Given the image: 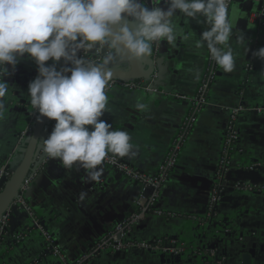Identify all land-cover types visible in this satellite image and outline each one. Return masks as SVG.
<instances>
[{
	"label": "crops",
	"instance_id": "obj_1",
	"mask_svg": "<svg viewBox=\"0 0 264 264\" xmlns=\"http://www.w3.org/2000/svg\"><path fill=\"white\" fill-rule=\"evenodd\" d=\"M159 6L167 7L163 0ZM256 10L257 6L253 5L251 11L246 12L239 2L230 8L233 31L228 44L222 48H231L235 68L225 73L217 65L216 79L209 89L206 104L157 202V209L179 217L145 216L131 229V240L157 239L165 244L177 242L212 250L217 257L225 258L224 264H242V256L251 250L254 255L250 264H264V61L252 55L253 51L264 47V25L259 39L252 43L257 24L250 16ZM204 20V17L188 18L186 22L178 13L174 17L178 26L175 44L153 42L152 54L145 58L153 61L152 71L143 65L148 75L135 80L147 90H105L107 111L100 119L111 124L112 130L128 132L137 156L132 159L115 156L137 170L156 174L196 98L207 65L206 45L195 46L201 33L209 27ZM134 23L130 22L129 27ZM181 32L187 39L182 38ZM241 36L243 41L239 40ZM113 57L107 69L128 67L119 54ZM52 63L51 60L46 62ZM56 67L60 70L71 65L61 60ZM9 73L3 77L10 88L4 98L6 110L0 115V167L8 163L15 169L20 159L16 151L17 138L35 110L29 102L28 85L38 75V66L25 54L14 70L12 66L9 68ZM138 101L146 105L144 110L135 107ZM237 108L238 140L224 174L225 186L214 215L202 225L189 220L188 216H205L228 117L231 110ZM48 127L38 151H42L43 141L53 130ZM98 167L104 169L100 181L87 182L85 170L79 165L67 170L58 159H49L25 192L24 202L29 211L18 204L9 209L8 226L0 239V264H75L116 222L135 212L142 188L116 170L103 164ZM235 184L256 188L247 191L235 188ZM81 192H87L83 200L79 198ZM148 193L146 190L144 195ZM33 219L38 227L33 226ZM18 236L21 239H17ZM180 256V261L174 264H210L191 252ZM83 264L161 262L154 253L134 249L113 254L103 252Z\"/></svg>",
	"mask_w": 264,
	"mask_h": 264
},
{
	"label": "clouds",
	"instance_id": "obj_2",
	"mask_svg": "<svg viewBox=\"0 0 264 264\" xmlns=\"http://www.w3.org/2000/svg\"><path fill=\"white\" fill-rule=\"evenodd\" d=\"M147 0H0V115L6 110L4 98L9 75L25 54L38 66V75L28 85L29 102L43 117L56 121L42 151L48 159H58L63 168L75 165L85 170L87 182H99L104 169L98 167L109 153L135 158L138 154L126 131L112 130L100 119L107 111L105 89L111 73L107 66L114 59L106 54L94 63L78 53L123 50L131 59L144 60L152 54L153 42L175 44L177 14L188 18L204 17L209 27L196 41L206 45L215 63L225 72L235 68L229 0H163L151 8ZM125 17L129 20L126 21ZM134 21L132 27L129 23ZM199 22V21H198ZM182 38L187 39L183 35ZM243 41V36L239 37ZM264 61V47L252 52ZM53 61L51 65L46 64ZM61 60L71 67L57 70ZM70 73V74H69ZM144 110L146 105L137 102ZM91 126V129L89 127ZM87 192H81L83 200Z\"/></svg>",
	"mask_w": 264,
	"mask_h": 264
},
{
	"label": "built area",
	"instance_id": "obj_3",
	"mask_svg": "<svg viewBox=\"0 0 264 264\" xmlns=\"http://www.w3.org/2000/svg\"><path fill=\"white\" fill-rule=\"evenodd\" d=\"M162 0H147L146 6L151 8L154 4L160 3ZM253 4L261 2L260 9H257L253 14H251V19L257 24V33L256 36L251 40L255 42L259 39V31L263 28L264 25V0H246ZM235 3L234 0H229V10L232 5ZM220 47H223L221 45ZM106 54L117 55L113 50H105L101 53H83L87 59L93 61L94 63L102 62L103 56ZM217 64L212 59L210 52L208 51L207 55V65L205 73L200 80V84L197 90L196 98L194 99L189 113L185 116L181 126L179 127L170 147L167 151L164 159L159 164L156 174H147L140 170H137L130 166L129 164L123 162L119 157L109 153L105 160L102 162L103 165L118 171L123 176L131 179L136 182L141 188L142 193L140 195V200L137 203V210L130 213L126 218L116 222L111 230L101 238L97 239L89 248V250L83 254L75 264H83L88 260L96 257L97 255L106 252V253H121L125 250H144L146 252L154 253L155 255H165V256H176L184 254L187 252L194 253L198 256L206 259L210 264H224V257H217L214 251L207 249H200L198 247L187 246L183 243L173 242L172 244H165L161 240L153 239L147 242H137L130 239L129 234L131 229L138 224L145 216L155 215L159 217H164L166 219H172L179 217V215L172 212H163L162 210L157 209L156 205L160 198V194L163 191L165 184L168 181V177L172 170L176 167L177 158L182 151L183 146L186 143V140L196 122L197 116L200 113L201 108L206 104L207 94L212 83L216 79ZM70 74V73H69ZM136 79L132 80H114L109 81L107 90L113 89H123V90H147L146 87L138 85L135 82ZM261 111V109H257ZM239 109L231 110L228 119V126L226 137L223 141L220 156L218 159L217 168L214 173L213 183L211 185L210 196L206 204L205 216L202 218L195 216H188L189 220L197 221L204 225L209 219V217L214 215V208L219 202L220 194L225 186L224 174L227 170L230 163V156L233 150L234 144L238 140V133L236 131L235 122L237 119ZM37 110L35 109L33 114L30 117V121L27 126L21 131L20 135L17 138L16 151L21 156L20 150L25 147L26 142L29 137V133L32 130L34 123V116L36 115ZM56 121L52 120L46 126L48 129H53V125ZM49 159L45 157L42 151H38L32 163L31 169L25 177L21 188L19 190L17 198L14 200L13 204H18L22 206L27 212L29 207L24 202L25 192L27 191L29 185L39 176L42 167ZM14 169H11L9 164H5L0 167V194L4 190L5 186L8 184L9 180L13 175ZM235 188H242L247 191H251L256 187H251L250 185L235 184ZM148 190V195H144L145 191ZM9 210L0 218V239L4 234L8 222H9ZM33 226L38 227V223L33 219ZM47 240L49 237L44 233ZM21 239V237H17Z\"/></svg>",
	"mask_w": 264,
	"mask_h": 264
},
{
	"label": "water",
	"instance_id": "obj_4",
	"mask_svg": "<svg viewBox=\"0 0 264 264\" xmlns=\"http://www.w3.org/2000/svg\"><path fill=\"white\" fill-rule=\"evenodd\" d=\"M234 1L242 3L243 9L246 12H250L253 5H256L257 9H260L261 7V2L257 4H253L246 0H234ZM239 24H243V22H240ZM107 50H113L114 53L119 54L128 64V67L122 70L106 69L111 73V77L109 81L132 80L140 77H145L148 75V72L143 70L142 68L143 65H147L148 70L152 71L153 61L150 59H144L138 61L131 59L123 50L119 52H117L114 49H107ZM9 68H8V72H9ZM51 121H52L51 119L41 116V114L37 110V113L34 116V123L32 130L29 133V137L25 147L20 150L21 156L13 171V175L9 180L8 184L5 186L2 193L0 194V218L10 209L12 203L17 198L21 185L31 169L32 163L39 148L40 141L42 139L43 132L46 129L47 124ZM180 255H176V256L159 255L158 257L160 258L161 264H174L180 261V257H181ZM253 255H254L253 251L248 250L242 256V264H250V259L253 257Z\"/></svg>",
	"mask_w": 264,
	"mask_h": 264
}]
</instances>
